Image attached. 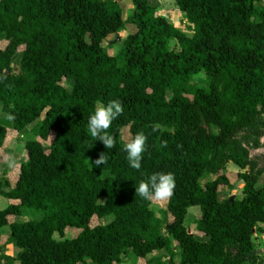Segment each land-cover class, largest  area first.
I'll return each instance as SVG.
<instances>
[{"label":"trees","instance_id":"1","mask_svg":"<svg viewBox=\"0 0 264 264\" xmlns=\"http://www.w3.org/2000/svg\"><path fill=\"white\" fill-rule=\"evenodd\" d=\"M131 1L124 20L118 0H0V36L8 40L0 47V160L9 128L20 133L37 121L15 180L0 181L9 201L0 231L10 227L7 241L0 237V264H121L129 254L136 264H173V241L180 264H244L255 253L264 184L248 170V143L255 136L257 148L264 135V0H175L190 31L159 14L153 0ZM126 23L133 31L111 53L104 41ZM172 39L178 50L169 48ZM200 74L203 86L193 82ZM111 100L122 111L105 149L87 119L97 102ZM127 125L132 137H146L139 170L122 151ZM229 162L239 168L233 175L244 181L243 195L221 199L235 186ZM160 171L173 175L174 187L167 207L155 211L134 185ZM191 206L200 208L196 227L208 240L185 224ZM28 211L40 217L10 221ZM109 214V222L89 225ZM67 227L78 233L54 237ZM8 244L16 255L4 251ZM156 251L166 253L147 258Z\"/></svg>","mask_w":264,"mask_h":264},{"label":"rangeland","instance_id":"2","mask_svg":"<svg viewBox=\"0 0 264 264\" xmlns=\"http://www.w3.org/2000/svg\"><path fill=\"white\" fill-rule=\"evenodd\" d=\"M118 1L120 2L123 10V18L124 20H127L133 8V3L131 0H118ZM153 4H155V6L157 7V11L159 14L168 17L180 29L184 31H190V26L185 18V14L180 10L175 0H153ZM132 31H133V26L129 23H126L125 28L121 29L116 35L110 36L107 40H105L104 45L110 48L111 53L114 52L117 54L122 47L123 41L128 37V35ZM7 43L8 40L5 39L4 36H0V47L4 48L7 45ZM169 48L175 50L179 49L176 40L173 39L170 40ZM19 59H20V54H17L16 58L13 61V67L15 72H18ZM193 82L196 83L197 85L203 86L206 84V79L203 75L200 74L193 78ZM168 94L171 95V92L169 91ZM4 112H6V108L0 104V113H4ZM7 118L8 120L11 121L9 116ZM36 123L37 121L33 122L27 127V129H25L20 133L13 131L12 128H9L8 130L10 133L9 141L7 142V146L4 147V151H2L3 157L0 160V181H4L8 179L9 181L13 182L15 180L17 173L19 171L20 163L25 158V142L28 139L35 137L31 130ZM204 125L207 129H209V127H207L205 123ZM247 133L248 131L245 130L241 132L239 136L247 135ZM53 136L54 135L51 134L48 141L45 142L46 148L48 147L49 143L52 141ZM120 137L122 143H126L132 138L128 125L124 126L121 129ZM254 140H255V136H252L250 142L248 143V148L250 150V156L252 159V166L249 167L248 170H250L254 175L259 177L258 183L260 182L262 184L264 183V135L263 137L260 138V145L257 148L253 146ZM226 171L228 174H230L233 177L235 186L232 189L226 188L225 191H222L220 198L226 199V198H232V196L233 198H235V196L238 198L242 197L243 193L242 190L240 191V188L243 187V182L233 175V173H237L239 171V168L233 162H229ZM205 178L211 179L212 175H208ZM2 189L7 190L9 189V187L3 186ZM166 199L163 200L154 199V203L152 204V207L155 209V211H160L161 209L164 208V206L165 208L167 207V205L162 202ZM7 201H8L7 198H5L0 193V209L3 208L4 205H6ZM199 214H200L199 207L191 206L188 210L185 224L188 226V228H190V230L195 234V236L198 239L205 240L208 239V236L203 234L196 227V219ZM39 217H40V213L28 211L25 215L20 216L19 218L20 220L24 221L27 219L39 218ZM112 218H113L112 214L106 215L104 217L94 216L91 219L89 225L92 227L97 224H105L109 222ZM171 219L172 216L169 213L168 220ZM13 220L14 218L12 217L10 221ZM77 233L78 230H76L75 228L67 227L63 235H60L59 233H55L54 237L56 239L71 238L74 237ZM9 234H10V227L9 225H6L0 231L1 241L3 243L7 241V237L9 236ZM172 246L175 248L176 251V255L174 256L173 259V264H180V255H179L180 252L179 249L176 248L174 241ZM258 247L259 246L257 244V248L255 247V253L253 257H249L244 264H264V245H261V247L259 248L260 250H256L258 249ZM4 251L8 254L16 255L18 250L12 244H8L5 246ZM162 253L165 254L166 252L163 251ZM227 253L229 255L234 256L237 253V248L234 246H228ZM148 257L150 258L151 256ZM15 264H18V261H15ZM122 264H136V258L131 254H129L126 257H124V261L122 262ZM137 264H145V262L140 261Z\"/></svg>","mask_w":264,"mask_h":264},{"label":"clouds","instance_id":"3","mask_svg":"<svg viewBox=\"0 0 264 264\" xmlns=\"http://www.w3.org/2000/svg\"><path fill=\"white\" fill-rule=\"evenodd\" d=\"M122 105L118 100L107 103L97 102L87 119V130L96 141H100L105 149L113 147L114 138L107 131L112 121L121 113ZM155 131V129H153ZM146 137L143 132H137L124 144L122 151L129 167L139 170L141 168L142 154L145 151ZM104 153H101L94 164L99 166L105 163ZM135 195L144 200H163L171 196L174 187V177L168 172H154L147 178H141L134 185Z\"/></svg>","mask_w":264,"mask_h":264},{"label":"crops","instance_id":"4","mask_svg":"<svg viewBox=\"0 0 264 264\" xmlns=\"http://www.w3.org/2000/svg\"><path fill=\"white\" fill-rule=\"evenodd\" d=\"M227 166H228V164H227ZM262 184H264V183H262ZM260 182L258 183V186H260V185H262ZM243 188V187H242ZM242 188H240V191L242 190ZM4 190V189H3ZM8 190V189H7ZM221 195V194H220ZM236 197V196H235ZM232 198H233V196H232ZM8 200V199H7ZM8 203H9V201H7V203H6V205H4V207L3 208H5L7 205H8ZM3 208H1V209H3ZM0 209V210H1ZM200 209V208H199ZM200 216V214L198 215V217ZM20 216H15V217H13L14 218V220L13 221H18V222H22V220H20V218H19ZM197 217V218H198ZM11 219H12V217H11ZM205 240H208V239H205ZM253 240H254V243H255V247L257 248V244H258V249H256V250H260L259 248L261 247V245H264V223L263 222H260V223H258V225L256 226V228H255V231H254V236H253ZM258 242V243H257ZM8 254V253H7ZM160 254H164V253H162V252H160V251H156V252H154V253H152V254H150V255H148V256H151L150 258H152L153 256H157V255H160ZM9 255H11V254H9ZM148 259H150L149 257H147ZM122 264V263H121Z\"/></svg>","mask_w":264,"mask_h":264},{"label":"water","instance_id":"5","mask_svg":"<svg viewBox=\"0 0 264 264\" xmlns=\"http://www.w3.org/2000/svg\"><path fill=\"white\" fill-rule=\"evenodd\" d=\"M243 182V184H244V181H242Z\"/></svg>","mask_w":264,"mask_h":264}]
</instances>
